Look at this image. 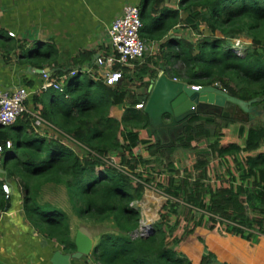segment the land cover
I'll use <instances>...</instances> for the list:
<instances>
[{
	"label": "trees",
	"instance_id": "trees-1",
	"mask_svg": "<svg viewBox=\"0 0 264 264\" xmlns=\"http://www.w3.org/2000/svg\"><path fill=\"white\" fill-rule=\"evenodd\" d=\"M138 3L140 38L157 49L133 67L114 65L121 72L117 84L107 86L83 73L82 81L77 76L68 78L62 93L40 89L31 96L34 115L76 143L82 156L48 131L38 132L28 112L0 127V155L7 177L0 180V214L9 204L1 187L14 180L31 229L71 256L75 244L68 215L41 199L44 186H64L77 217L109 223L113 229L99 235L89 255L79 259L82 264L91 260L99 264H193L180 250L183 240L199 228L217 231L220 227L222 233L257 244L264 238V125L241 126L237 130L240 142L224 144L223 133L232 121L221 118L219 123L214 115H192L178 144L160 147L146 132L147 115L136 108L148 93L139 98L129 88L147 89L145 79L156 78L162 71L189 85L216 84L244 102L256 100L253 106L264 112V0H177L175 7L167 6L165 0ZM183 31L196 35L195 42ZM241 35L249 42L237 54L231 40ZM26 56L40 70L57 62L52 42L27 50ZM72 61L73 68L54 77L73 75L75 67L79 73L91 55ZM60 78L54 80L59 83ZM112 106L123 109L121 118L110 115ZM198 137L208 144L196 150L191 169L166 165L178 147L191 148L201 140ZM6 141L11 148L5 147ZM154 155H162L156 165L149 160ZM111 158H117V166L108 163ZM140 166L152 176L136 173ZM155 167L160 169L154 172ZM162 174L165 181H155L153 175L160 178ZM144 184H154L166 200L158 221L151 228L146 226L151 232L140 236L135 234L141 228L136 202L142 198ZM214 263L212 253L204 249L199 264Z\"/></svg>",
	"mask_w": 264,
	"mask_h": 264
},
{
	"label": "crops",
	"instance_id": "crops-1",
	"mask_svg": "<svg viewBox=\"0 0 264 264\" xmlns=\"http://www.w3.org/2000/svg\"><path fill=\"white\" fill-rule=\"evenodd\" d=\"M138 2L139 0H0V90L13 91L23 87L28 94L26 112L36 114L31 96L41 89V76L36 72L40 69L36 68L30 56H26V51L43 48L48 42H52L57 50V62L44 66L42 70L50 78L54 80L61 77L59 81L65 86L68 78L77 76L82 81V74L86 73V77H96L103 82L106 72L114 70V66L108 68L96 63L97 58H104L110 52L109 27L121 14L125 4ZM147 47L145 55L157 49L156 45L147 44ZM82 54H90L91 61L85 63L79 73L78 67H75L73 75L70 73L54 77L59 71L67 72L73 68L72 58ZM129 89L139 98L148 93L147 89H137L132 85ZM122 113L123 109L110 107L111 116L119 119ZM2 160L0 155V171H4ZM2 179L7 177L0 172V180ZM5 184L9 185L11 193L8 208L0 214V264H82V261L65 254L59 245L39 237L31 229L23 216L20 188L14 180ZM207 232L206 247L220 263L264 264L263 237L253 246L225 233L215 230ZM185 253L183 256L193 264L200 263L202 252L191 249Z\"/></svg>",
	"mask_w": 264,
	"mask_h": 264
},
{
	"label": "rangeland",
	"instance_id": "rangeland-1",
	"mask_svg": "<svg viewBox=\"0 0 264 264\" xmlns=\"http://www.w3.org/2000/svg\"><path fill=\"white\" fill-rule=\"evenodd\" d=\"M176 2H177V0H165V4L169 7H175ZM181 33L184 34L185 37H187L188 39H191L193 42H195V40L197 39L196 35H194L192 33L184 32V31ZM248 42H249V39L245 35H241L235 39H232L231 40V43L233 45L232 50L234 52H236L237 54H242L244 51V48H245V46H247ZM236 43L237 44L239 43V46H237ZM234 45H236V46H234ZM54 95H56V94H54ZM46 100L48 102L49 97ZM146 101H147V99L145 101H142V102H144L143 106H145ZM256 112L259 113L258 116H255L254 114H249V113L247 114V113L239 110L237 107H235L229 111L228 117L222 118L220 116H216L217 121L219 123L222 121L221 118L232 121L230 123V125H228V129L224 131V133H223L224 138L221 141V143L225 144V143H228L231 141L240 142L241 139L238 137V134H237L238 131L237 130L241 126L244 128H247L249 126H258V125L262 126V125H264V112L261 111L260 109H258L257 107H256ZM230 114H232V115L230 116ZM214 115H221V114H214ZM249 115H253V118L250 119ZM191 116H189L185 122L183 120L179 121V122H175L174 126H171L170 129H166L161 134H158V133L156 134V132H157L156 131L155 133H151L149 137L151 139H154V142H156V144L158 143L160 147H165V145H168V144H176L177 145L178 140L184 135L186 128L189 126V118ZM164 120H166L165 121L166 123L171 122L170 117H164ZM196 124H199V123L197 122V123H194L191 125L194 126ZM35 129L38 130L39 132H42L43 134H45V131H48L47 134L53 135L55 138L58 137L66 145H68V147H71L79 156H82V150L80 149V147L76 143H74L67 136H63L62 134H59L58 130H56V132H58V133H55L54 130L51 129V126L48 123L47 124L42 123L41 126L36 127ZM168 130L170 131L169 134H172L171 138L168 140H165L164 142H161L160 140H158V137H163L164 135H166ZM154 134H156V139L154 138V136H155ZM197 140H200V141H198V143L194 144V146L191 148L183 149L182 147H178L175 150V152L172 153L165 160L166 165L178 167L180 169L181 168L191 169V166L193 165V162L195 160V153L197 151H199L197 149L204 148V146H206V144H208V142H206L204 138L198 137ZM210 141H211V139H210ZM163 150H164V148L162 149V154L165 153V151H163ZM136 152H138V151H136ZM144 156L146 157L147 154H144ZM161 156L154 155V156L150 157L149 160L151 162L155 163V165H156L157 160H161ZM108 163L113 164L114 166H117V164H118L117 158H111L110 161H108ZM210 166L211 167L214 166L213 161L211 162ZM159 169L160 168L155 167L154 172H157ZM135 172L141 174L142 176H149V177L152 176V173L148 171V168H146L144 170V167H141V166L138 167ZM153 178L155 179V181H165V175L161 176L160 178L156 175H153ZM144 185H145V188L143 190L142 198L138 202H136V207L139 209V212H140V226H141V228H140L139 232H136L135 234L140 235V236L144 235V232L140 233L141 230L146 228V226H149V228H151V225L158 221V213L160 212L161 207L166 200V197L164 196V194L161 191H159L158 189H156L154 184L153 185L152 184H150V185L144 184ZM41 195H42L41 196L42 201H47V202L52 203L53 205L62 209L68 215L69 221H70V228L73 231L72 235L74 237H75L76 232L79 230V228L84 227L90 233L91 238H92V244H94L97 241V239L101 233H103L105 231H112L113 230L110 227L109 223L96 224L94 222L92 223L91 221H87V220L85 221L82 218L77 217L72 212V210L70 208V205H69L68 200H67L65 188L62 185H59V186L46 185L43 187ZM218 229H221V228L220 227L216 228L217 232H220ZM207 231L208 230H206L204 228H201L200 230L197 229V231L195 230V232L192 235L185 238L182 242V247H181L180 253L185 255L186 254L185 252H188L191 249H195V250L202 252V253H203L204 249L209 251L206 247V240H205V234L208 235V233H209ZM150 232L151 231L149 230L146 233L148 234ZM220 233H222V232H220ZM249 244H251L253 246L257 245V244H252L250 242H249ZM195 245L197 246V248H194ZM238 251H239V249H238ZM202 253H201V255H202ZM213 259H214V257H213ZM215 260L216 259H214V261ZM91 262H92V264H99L95 261L93 262L92 260H91ZM214 264H222V263H220L219 261L216 260Z\"/></svg>",
	"mask_w": 264,
	"mask_h": 264
},
{
	"label": "water",
	"instance_id": "water-1",
	"mask_svg": "<svg viewBox=\"0 0 264 264\" xmlns=\"http://www.w3.org/2000/svg\"><path fill=\"white\" fill-rule=\"evenodd\" d=\"M41 74L42 70H36ZM148 98L143 108L147 115L149 124L146 129L147 134H161L166 129L174 126L175 122L186 121L191 115L213 116L221 114L223 118L229 116V111L237 107L239 110L258 116L256 107L253 103L241 101L229 96L214 85L201 86L197 90L192 89L191 85L175 81L166 76L163 72L156 78L149 81L147 87ZM164 117H170L171 122L166 123ZM252 119L253 115H249ZM156 134L154 138L156 139ZM5 174L4 171H0ZM75 252L70 256L72 259H81L89 255L92 250V238L90 233L81 227L74 237Z\"/></svg>",
	"mask_w": 264,
	"mask_h": 264
},
{
	"label": "built area",
	"instance_id": "built-area-1",
	"mask_svg": "<svg viewBox=\"0 0 264 264\" xmlns=\"http://www.w3.org/2000/svg\"><path fill=\"white\" fill-rule=\"evenodd\" d=\"M142 22L140 20L139 3H127L123 6L121 14L116 17L108 30L110 39V52L104 58H97L96 63L99 66L111 68L114 65L119 67H133L134 62L142 60L148 49L147 44L140 38ZM12 36V33H9ZM237 44V43H236ZM236 46V45H234ZM239 46V43L237 44ZM42 80L41 90H55L60 93L64 91V86L56 80L50 78V75L42 71L40 74ZM121 80L119 70H108L103 78V83L107 86H114ZM172 80L177 81L176 78ZM218 87L221 91L224 89ZM192 89L197 90L200 86L191 85ZM27 91L19 87L13 91L0 90V127L9 126L24 112H26ZM143 103L137 104V109H143ZM34 117V126L39 127L41 124H47L41 117L32 114ZM12 144L6 141L5 147L11 148ZM3 148L0 146V153ZM2 192L5 198H8L11 190L9 185L3 184ZM148 228H144L140 233L148 235ZM141 235V236H144Z\"/></svg>",
	"mask_w": 264,
	"mask_h": 264
},
{
	"label": "flooded vegetation",
	"instance_id": "flooded-vegetation-1",
	"mask_svg": "<svg viewBox=\"0 0 264 264\" xmlns=\"http://www.w3.org/2000/svg\"><path fill=\"white\" fill-rule=\"evenodd\" d=\"M232 114H230V116H231ZM214 116H220V117H222L221 115H214ZM223 118V117H222ZM169 130L167 131V134L166 135H164L163 137H158V140H160L161 142H164L165 140H168V139H170L171 138V136H172V134H169Z\"/></svg>",
	"mask_w": 264,
	"mask_h": 264
}]
</instances>
